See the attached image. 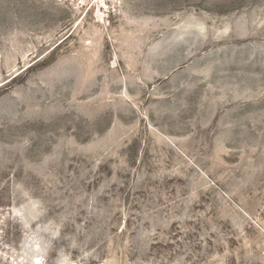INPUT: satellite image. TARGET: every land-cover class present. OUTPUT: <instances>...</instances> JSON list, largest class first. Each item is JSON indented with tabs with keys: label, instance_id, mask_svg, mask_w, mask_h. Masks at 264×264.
Returning a JSON list of instances; mask_svg holds the SVG:
<instances>
[{
	"label": "rangeland",
	"instance_id": "rangeland-1",
	"mask_svg": "<svg viewBox=\"0 0 264 264\" xmlns=\"http://www.w3.org/2000/svg\"><path fill=\"white\" fill-rule=\"evenodd\" d=\"M0 264H264V0H0Z\"/></svg>",
	"mask_w": 264,
	"mask_h": 264
}]
</instances>
